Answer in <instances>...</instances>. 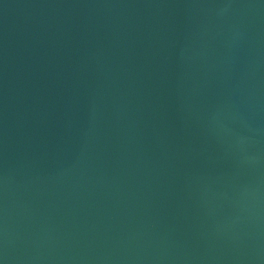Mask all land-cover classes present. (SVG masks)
<instances>
[{"label": "water", "instance_id": "1", "mask_svg": "<svg viewBox=\"0 0 264 264\" xmlns=\"http://www.w3.org/2000/svg\"><path fill=\"white\" fill-rule=\"evenodd\" d=\"M0 264H264V0H0Z\"/></svg>", "mask_w": 264, "mask_h": 264}]
</instances>
